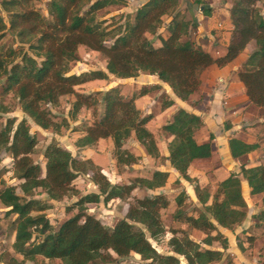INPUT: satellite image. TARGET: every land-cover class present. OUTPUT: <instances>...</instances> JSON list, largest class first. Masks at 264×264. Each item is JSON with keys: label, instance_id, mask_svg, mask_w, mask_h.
<instances>
[{"label": "trees", "instance_id": "trees-1", "mask_svg": "<svg viewBox=\"0 0 264 264\" xmlns=\"http://www.w3.org/2000/svg\"><path fill=\"white\" fill-rule=\"evenodd\" d=\"M38 0H0V40L10 32L17 45L0 47V93H13L21 111L42 129L59 133L68 127L66 119L57 122L47 105H56L61 96L74 95L69 116L77 118L82 108H92L94 119L78 129L82 135L75 141L76 148L94 146L100 139L110 138L112 155L119 165H131L138 161L125 147V142L135 139L152 158L160 157L153 133L147 128L151 114H143L135 104L137 97L158 91L160 85H143L131 96L122 93L119 85L89 93L78 92L75 87L91 80H107L109 75L117 78H135L141 74L156 75L166 83L173 94L188 101L201 89L202 73L210 66L222 68L240 55L250 42L251 50L237 69V77L243 84L249 103L262 111L264 118V0H232L229 21L232 25L225 52L213 56L190 37L196 22L186 19L179 11L180 0H144L133 14L126 15L123 23L104 25L98 19L100 11L110 6H123L126 0H48L45 17L36 7ZM194 3H202L194 0ZM1 11L8 15L4 21ZM207 16L209 7H203ZM169 18L165 35H157L159 43L146 34L155 35ZM100 52L106 58V71L80 70L70 72V64L78 60V48ZM162 108L173 104L166 94ZM101 113L97 114V107ZM0 112H8L0 103ZM201 116L178 108L162 126L170 139L167 141L169 162L180 177L193 185V191L201 210L196 216L187 215L182 206L186 191L176 197V220L182 219L189 227L206 234L201 243L182 232L174 231L168 242L173 254L159 253L149 241L164 234L160 210L169 201L162 193L136 198L129 204L124 218L113 227L104 225L86 212L87 204L107 203L113 199H125L137 187L157 190L168 179V171L154 170L150 177H135L128 183H111L100 166L91 159H80L56 140L44 148L45 174L31 155L38 144L31 133L30 123L23 117L17 122L8 117L0 124V154L12 158L13 177L18 185H7L1 178L0 204L7 208L5 217L14 215L9 222L14 232L11 248L21 256L6 257L0 253V263L26 264L36 257L59 259L63 264H116L117 257L136 253L149 264H213L222 260L228 240L218 227L233 230L247 218V203L242 193L245 180L250 195H262L264 207V163L240 165L238 172H230L218 183L213 195L206 186L188 174L191 164L212 156L213 134L205 142L197 141L195 134L203 126ZM225 129L230 125L225 123ZM233 159L241 160L259 148V142H247L237 136L228 140ZM1 163V157H0ZM79 174L91 175L98 192L91 191L80 196L67 212L74 214L62 221L57 229L45 215L50 204L36 195L45 193L50 200L76 196L78 190L72 184ZM264 210L252 217L263 220ZM137 224L143 226L138 227ZM146 232L149 236H146ZM212 232H215L212 234ZM218 242L223 250L212 247ZM225 264H236L226 259Z\"/></svg>", "mask_w": 264, "mask_h": 264}, {"label": "rangeland", "instance_id": "rangeland-1", "mask_svg": "<svg viewBox=\"0 0 264 264\" xmlns=\"http://www.w3.org/2000/svg\"><path fill=\"white\" fill-rule=\"evenodd\" d=\"M144 0H126L123 6H110L105 10H102L98 14V19L103 21L104 25H114L115 23H123L125 21L126 15H131L137 7H139ZM202 3H194V0H180L178 7L179 13L186 19L193 20L196 22V27L191 32V39L197 44L201 45L204 49L209 51L213 56H218L225 52V46L228 41L230 32L232 30V25L229 21V9L232 4V0H201ZM47 2L48 0H38L35 2V7L47 18H49L47 12ZM203 7H209L211 14L207 17L203 16ZM1 15L4 21L7 22V13L1 11ZM169 18L164 17V25L161 27L157 34L150 35L146 34L149 39H153L154 43L157 45L159 43L156 39L157 35H165V26ZM115 24V25H116ZM17 42L14 36L8 32L0 40V47L7 49L8 47H14ZM254 49V42H250L246 48L240 53V55L231 64L240 67L241 62L246 57V55ZM78 60L70 64V72H79L80 70H104L106 71V58L100 52L92 51L84 46L78 48ZM231 74V72H229ZM156 75H140L135 78H117L113 75H109L107 80H91L85 82L81 85L75 87L78 92L89 93L96 90H105L112 85H119L121 87L122 93L126 96H131L136 93L142 84L153 85L157 82ZM3 80L0 81V84ZM155 85V84H154ZM206 85V84H205ZM234 91H239L238 86H232ZM208 85L204 86L195 93L188 101H184V107L192 110H198L200 112H205L209 110V102L205 96L204 90H208ZM163 93L172 92L169 90L165 84H160V89L156 92H151L147 96L143 95L137 98H143L142 102L136 99V106L141 107V112L143 114H151V119L147 123V128L153 133L157 146L160 151V157L152 158L147 155L144 148L135 139L134 135L125 142V147L132 152L134 155L139 156L136 163L131 165H121L117 164L115 158L112 155L113 143L110 138L100 139L94 146L82 149L76 148L74 145L75 138L80 134L79 130L83 126L91 123L94 119L92 108H82L77 115L75 120H72L69 116L70 109L72 107V102L74 101V95H64L59 99L56 105H47V108L52 113L53 118L60 122L62 119H66L68 127L62 128L59 133H55L52 129H42L35 125L31 119H29L20 109L17 98L13 93L2 94L0 93V103L5 105L8 112H0V124H4L8 117H15L17 122L25 117L30 123L31 133L37 138L38 144L36 146L35 152L31 155L32 159L38 163L41 167V175L45 174V158L43 156V151L45 146L52 140H56L60 146L68 149L72 156L80 159H86V157H93L92 160L95 164L101 167L102 172L106 175L107 179L111 183H128L135 177H150L154 170L168 171L169 176L166 184L153 191L143 187L135 188L131 194L125 199H113L107 203L103 201L97 204H87L86 212L92 214L94 217L99 219L104 225L108 227H113L116 222L124 218L125 212L130 203H132L136 198H141L147 195H153L155 193L164 194L169 204L166 208L160 210V218L164 226V234L159 237L156 241L149 238V241L154 246V248L162 254H173L170 251L168 242L171 239L174 231L177 235H181L182 232L188 234L189 238L201 243L206 237V234L200 230L193 229L189 227L182 219L176 220L174 213L177 209L176 197L182 192L186 191L189 195L184 201L182 206V211L187 215L198 214L201 210V205L198 202L195 193L193 191V185L190 182L185 181L178 172L170 167L169 162L166 160L167 156V141L169 136L163 132L162 126L167 121L168 112H160L164 110L162 108V103L166 98H162ZM149 96V97H148ZM246 100H239L235 103L236 106L240 105L238 109L242 111L241 113H247V126L241 125L233 133H229L225 129V123L221 124L222 135L219 137L220 142L213 141L215 136L211 141L212 146V156L207 160H198L191 164L189 167V175L196 178L199 184L204 187L206 186L211 195L214 194L217 183L223 177L222 175H228L230 172L239 171V167L242 164L246 166H253L264 163V118L262 111L252 106L251 104H246ZM177 103H180L179 101ZM222 110L224 112V107H231L233 102L228 101V98L221 99ZM166 109V108H165ZM101 113V106L97 107V114ZM217 132V130H216ZM219 132V131H218ZM232 135L240 137L242 140H250L259 142V148L250 152L247 156L241 160H235L230 158L229 154L224 150L223 144ZM197 141L208 140L209 135L206 130L202 129L196 134ZM219 139V140H220ZM1 163L0 169L4 167L5 172L2 174L1 178L7 185H18L19 180L15 179L12 174V158L9 154L2 152L0 154ZM221 167L220 171L217 173L216 169ZM74 187L78 190L76 196H70L63 198L59 201L50 200L48 196L42 191L39 192L36 197L47 201L50 204V208L45 211L46 217L49 219L51 225L54 229H57L59 224L66 218L71 216L76 212L72 210L67 212L66 208L71 206L80 196L95 191L98 192L97 186L92 181L91 175L79 174L77 178L72 183ZM2 188V184H0ZM242 186V193L245 200H248V195L246 190ZM245 192V193H244ZM249 202V201H248ZM247 203V202H246ZM258 204V203H257ZM252 208V207H251ZM7 208L0 204V253L5 254L6 257L14 256L21 259V256L15 254L11 248L14 232L9 226V222L13 219L14 215L5 217V211ZM247 207V213H248ZM257 212L255 215H257ZM247 219V218H246ZM257 227L251 229V226L245 229L234 228L230 234V245L228 248L223 250L218 242H213L212 247L218 248L224 251V256L221 261L213 264H225L226 259H231L234 263L240 264H264V215L263 220L254 219ZM136 226L142 227V225L137 224ZM226 229V228H225ZM225 229L218 227V230L225 236ZM215 232H212L214 234ZM146 236H149L146 232ZM226 237V236H225ZM228 240V239H227ZM231 249V250H230ZM180 264H186L183 257H179ZM116 264H149L148 261H144L136 253H130L125 257H117ZM3 264V263H0ZM26 264H63L59 259H45L42 257H36L33 261H27Z\"/></svg>", "mask_w": 264, "mask_h": 264}, {"label": "crops", "instance_id": "crops-1", "mask_svg": "<svg viewBox=\"0 0 264 264\" xmlns=\"http://www.w3.org/2000/svg\"><path fill=\"white\" fill-rule=\"evenodd\" d=\"M202 11H203V8H202ZM202 13H203V16L207 17V15L204 14V12H202ZM219 55H222V54H219ZM237 69H238V66H235L233 64H231V65L228 64L222 68H219L216 66H210L204 70V72L202 73L201 89H203V87L206 85H208V87H209L208 90L203 91V92H205L204 94L207 97L208 102H209V105H208L209 110L205 111L204 113L200 112L198 110H192V109H189L187 107H184V105H183L184 101L178 99L173 94L170 87L166 83L160 82L158 80L157 76H155L157 82H155L154 84H156V85L165 84V86H167L169 88V90L172 92L171 95L169 93H166V94L173 100V104L171 106L167 107L166 109L163 108L164 110H162L160 112L161 113L162 112H166V113L168 112L167 121L170 119L171 115L178 108H183L189 112L195 113V114L201 116V118L203 119L204 124L202 126V129L206 130L208 135L213 134L215 136L213 141H216V143H217V141L220 142L221 139L219 137H221V136L223 137L222 130L224 131V129L221 128V124L223 122H226L230 125V127L228 129H226L229 133L235 132L237 129H239V127H241V125L247 126V124H248V120H247L248 114L247 113H241L242 111H240V109H238L240 105H238V106L235 105V103L239 102V100H246L245 101L246 104H250L248 99H247V96L245 94L244 86L239 81V79L237 77ZM229 72H231V74H229ZM141 75H143V74H141ZM143 85H146V84H142L141 86H143ZM233 85L238 86V88L241 90L240 93H239V91L233 90V88H232ZM136 89H140V88L137 87ZM146 96L141 97V98H136V99H138L139 103H140V101L142 102V100H144L143 98H145ZM222 98H226V99L228 98V101L233 102V105L231 107H224L225 113H223V110H222V108H223L221 105V99ZM136 99H135V104H137ZM178 101L180 103H177ZM138 109L141 110V107H138ZM200 130H198L197 132H199ZM216 130H217V132H216ZM79 132H80V134L77 135L75 140L79 136H81L83 133L82 131H79ZM197 132H196V134H197ZM196 134H195V136H196ZM228 140H226V143H224L222 146H223L224 150L229 154L230 158H232L230 151H229V147H228ZM205 141H207V140L204 139V140H201L199 142H205ZM244 141L255 142V141H253V139H250L249 141L248 140H244ZM86 148H88V147H86ZM80 149H81L80 152H82V149H84V148H80ZM87 158L94 160L93 157H86V159ZM220 169H221V167L216 169L217 173L220 171ZM188 174H189V169H188ZM190 176L192 177V175H190ZM222 176H223L222 178H224L227 175L224 174ZM242 186H243V188H245L244 190H246L245 192L248 195V200L246 199V202H247V207H248L249 212L247 213V219L242 223V225L235 227V228L245 229V228H248L251 226V229H255V227H257V225L255 224L254 218L252 216L255 215L257 212L264 210V207L261 205V202H260L262 195H250V193H249L250 190H249V187H248L245 180H242ZM223 229H225V228H223ZM224 234H225L226 238L228 239V244L230 245L231 243H230V237L229 236H230V234H232L231 230L225 229ZM263 252H264V249H263ZM236 264H238V263H236Z\"/></svg>", "mask_w": 264, "mask_h": 264}]
</instances>
